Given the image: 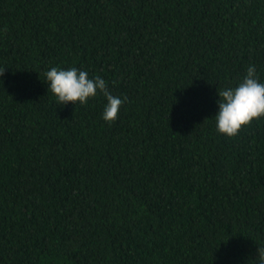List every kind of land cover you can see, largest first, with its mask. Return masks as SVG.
<instances>
[{
	"label": "trees",
	"instance_id": "1",
	"mask_svg": "<svg viewBox=\"0 0 264 264\" xmlns=\"http://www.w3.org/2000/svg\"><path fill=\"white\" fill-rule=\"evenodd\" d=\"M255 65L264 0H0V264H254L264 117L216 131ZM77 67L126 97L56 102Z\"/></svg>",
	"mask_w": 264,
	"mask_h": 264
},
{
	"label": "clouds",
	"instance_id": "2",
	"mask_svg": "<svg viewBox=\"0 0 264 264\" xmlns=\"http://www.w3.org/2000/svg\"><path fill=\"white\" fill-rule=\"evenodd\" d=\"M45 77L48 91L63 106L69 103L83 105L102 93L106 99L102 119L108 123L118 118L120 108L127 99L113 95L101 76L90 77L86 70L75 66L67 69L51 67ZM216 96L218 110L213 118L216 131L221 135L234 137L242 127L264 117V83L258 78L255 65L247 67L246 74L236 86L221 89ZM254 264H264V247H257Z\"/></svg>",
	"mask_w": 264,
	"mask_h": 264
}]
</instances>
